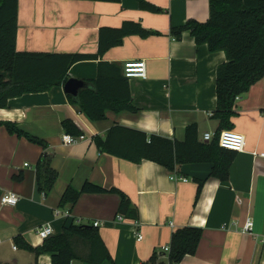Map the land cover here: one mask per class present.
I'll return each instance as SVG.
<instances>
[{
  "label": "crops",
  "instance_id": "obj_1",
  "mask_svg": "<svg viewBox=\"0 0 264 264\" xmlns=\"http://www.w3.org/2000/svg\"><path fill=\"white\" fill-rule=\"evenodd\" d=\"M144 1L160 12L141 9L139 0H18L17 51L95 54L100 27H119L124 21L138 22L154 33L126 35L100 56L73 63L67 72L68 79L83 81L96 78L100 62L119 67L135 111L108 110L105 118L93 121L70 101L69 95L75 96L64 92L65 82L47 91L23 93L0 108V121L14 122L45 142L43 148L0 125V197L6 191L19 197L14 205L0 201V264L35 260L51 264L49 253L35 257L15 243V236L36 247L44 241L37 234L43 224L52 227V236L71 223L94 221L99 222L97 228L115 264H144L153 250L169 244L175 229L184 226L199 227L202 235L196 251L176 264H264V158L255 154L264 150V77L236 98L233 128L219 140L237 148L226 181L208 177L210 162L176 166L187 180L173 179L172 170L163 165L102 152L93 140L114 123L177 140L184 139L191 123L197 124L201 139L217 128L212 117L216 68L225 61V53L196 44L188 31L180 39L170 33L172 26L188 19L205 22L209 0ZM126 60H144L145 77H125ZM64 119L73 120L85 138L64 143L62 134L68 133ZM43 154L51 156L58 173L47 194L37 188L36 165ZM86 181L117 188L129 198L137 216L118 212L117 192L81 193L73 205L59 204L67 186L79 190ZM247 218L253 221L252 233L241 232Z\"/></svg>",
  "mask_w": 264,
  "mask_h": 264
},
{
  "label": "trees",
  "instance_id": "obj_2",
  "mask_svg": "<svg viewBox=\"0 0 264 264\" xmlns=\"http://www.w3.org/2000/svg\"><path fill=\"white\" fill-rule=\"evenodd\" d=\"M17 7L18 0H0V108L6 107L9 99L23 93L47 91L63 84L73 63L100 56L108 47L119 44L126 35L147 36L154 33L138 22L124 21L119 27H100L95 54L17 51ZM139 7L160 12L159 7L144 0H139ZM185 31L194 37L196 44H206L210 51L222 50L225 53V61L216 68V107L212 117L217 120V128L213 137L201 139L196 123L185 127L183 140L114 123L104 136L95 135L93 140L102 152L132 162L150 160L169 170L184 163L210 162L212 167L208 177L226 181L237 150L220 145L221 133L233 128L236 98L264 77V0H209V18L205 22L188 19L182 25L170 28V33L177 39ZM98 66L96 78L83 80L84 85L77 96L69 95L70 101L78 104L93 121L105 118L108 110L135 111L121 69L105 62H100ZM0 125L11 134L45 147L42 139L23 131L14 122L0 121ZM62 126L65 132L72 135L82 132L71 119L62 120ZM36 174L38 190L47 194L58 179L49 154H43L37 161ZM203 181H198L197 193ZM108 192L120 195L119 213L132 218L137 216L124 193L117 188H106L89 181L84 182L79 190L67 186L59 204L73 205L81 193ZM201 235L199 227L175 229L170 237L168 252L161 256L162 253L155 249L144 264H176L185 255L196 251ZM14 240L33 252L35 257L49 253L51 264H70L73 260L93 264L108 260L115 264L99 229L93 225L71 223L62 233L45 238L36 247L21 242V236H15ZM34 264L40 263L35 260Z\"/></svg>",
  "mask_w": 264,
  "mask_h": 264
},
{
  "label": "built area",
  "instance_id": "obj_3",
  "mask_svg": "<svg viewBox=\"0 0 264 264\" xmlns=\"http://www.w3.org/2000/svg\"><path fill=\"white\" fill-rule=\"evenodd\" d=\"M123 75L125 77H145V61L144 60H126L123 64ZM226 131H229V130H226ZM223 132L221 133V136ZM221 136H220V139H221ZM212 137H213V134L209 132H205L202 138L205 140H209ZM84 138H85L84 134H79V135H72L70 133L62 134V140L66 144L75 143ZM221 146L225 148H233L237 150V148L226 146L224 143H222ZM255 154L258 155L259 157L264 158V150H260L259 152ZM25 165H27V163H25ZM171 178L177 179V180H183V181L187 180V178H185L184 176L179 175L176 172L175 168L171 171ZM18 199H19L18 194H16L13 191H6L0 197L1 203L9 204V205L16 204ZM55 213L58 214V210H55ZM118 218L122 219V216L118 215ZM92 225L97 227L99 225V222L94 221ZM252 229H253V221L251 218H247L241 226V232L242 233H252ZM37 234L39 235L40 238L45 239L52 234V227L49 224H43L37 229ZM137 238L141 239L142 238L141 234H137ZM157 250L158 252L162 253L161 256H163V253L165 254L166 252H168L169 244L163 245L160 248H157Z\"/></svg>",
  "mask_w": 264,
  "mask_h": 264
},
{
  "label": "water",
  "instance_id": "obj_4",
  "mask_svg": "<svg viewBox=\"0 0 264 264\" xmlns=\"http://www.w3.org/2000/svg\"><path fill=\"white\" fill-rule=\"evenodd\" d=\"M83 86V81L76 78H69L64 84H63V90L67 94H71L73 96H76L78 93V90Z\"/></svg>",
  "mask_w": 264,
  "mask_h": 264
}]
</instances>
